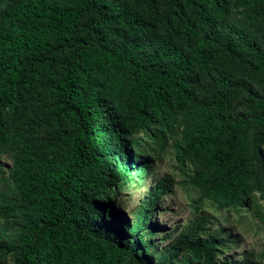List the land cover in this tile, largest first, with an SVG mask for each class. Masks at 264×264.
Instances as JSON below:
<instances>
[{"label":"trees","instance_id":"1","mask_svg":"<svg viewBox=\"0 0 264 264\" xmlns=\"http://www.w3.org/2000/svg\"><path fill=\"white\" fill-rule=\"evenodd\" d=\"M236 1L253 11L263 2ZM167 13L164 39L123 43L130 33L152 29L146 17L161 15L149 0L6 1L0 13V146L14 150L15 195L0 194V252L12 250L14 264H253L249 257L219 260L226 242L208 233L206 215L156 254L150 239L136 234L126 241L103 224L105 214L117 219L101 200L109 178L151 167L147 153H122L125 138L148 123L170 126L185 109L194 122L183 151L206 168L197 167L190 178L198 201L224 209L244 205L253 193L249 179L264 143V39L226 20L228 0H168ZM195 67L217 74L208 109L192 105L188 76ZM244 93L248 110L235 115L234 101ZM107 99L116 103L113 115L101 108ZM29 101L44 106L47 146L31 142L5 118L7 109L16 115ZM157 139L159 157L167 140L164 134ZM170 184L165 177L150 190L128 226L132 232L151 231V214ZM15 214L22 220L17 238L5 241Z\"/></svg>","mask_w":264,"mask_h":264},{"label":"rangeland","instance_id":"2","mask_svg":"<svg viewBox=\"0 0 264 264\" xmlns=\"http://www.w3.org/2000/svg\"><path fill=\"white\" fill-rule=\"evenodd\" d=\"M6 1L0 0V13L6 8ZM149 2L161 14L158 17H146L154 29H146L142 33H130L127 38L122 39L123 43L130 40L153 42L166 37L170 25L162 15L168 14V0H149ZM228 2L229 13L226 20L239 28H246L258 39H264V0L254 11L241 6L236 0H228ZM134 6L142 16H146L141 1H137ZM173 32L172 30V36ZM216 77L215 72L199 67H195L189 74L188 85L196 96L192 105L196 108L204 110L210 107L209 102L216 91L214 82ZM127 99L126 94H123L121 101L124 106L128 104ZM115 106L113 99H107L101 108L107 112L109 110L113 115ZM234 108L235 115L247 112L245 93L234 101ZM44 110L40 102L29 101L16 115L7 109L5 118L13 129L23 130L24 134L30 137L31 142L47 146L45 140L49 132L43 126ZM193 122L190 113L185 109L177 115L170 126L148 123L143 128H135L131 131L125 138L126 147L122 153L130 156H134L138 151L147 153L152 158L151 167L147 170L131 168L128 177L119 181H113V177L109 178L107 190L101 200L105 201V207L114 208L117 219L108 218L105 214L103 224L117 229L126 241H133L136 234L143 236L144 239H150L153 243L151 250L156 254L170 247L196 217L206 215L210 220L208 233H220L222 240L226 242V245L221 247L219 260L224 258L240 260L249 257L253 264H264V143L254 160V175L249 179L253 185L250 198L245 199L244 205L238 204L220 209L209 200L199 202V191L190 181L197 167L206 169L193 158L187 157L183 151L186 144L184 133ZM161 134L165 135L167 143L158 157L155 147L161 143L157 139ZM179 152L183 154L182 157L178 156ZM13 157L14 150L11 146H0V194L6 193L10 198L15 195L11 179ZM165 177L171 180V187L159 198L157 207L151 214L153 223L151 231L132 232L128 226L136 222L143 200L148 197L157 182ZM4 222L5 220L0 218V227ZM21 223L19 214L8 218L5 241L16 240ZM169 233H172V236L166 238ZM0 264H14L12 250L4 247L0 252Z\"/></svg>","mask_w":264,"mask_h":264}]
</instances>
